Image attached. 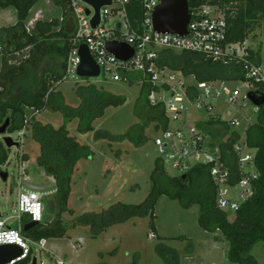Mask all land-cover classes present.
Wrapping results in <instances>:
<instances>
[{
	"label": "trees",
	"instance_id": "obj_1",
	"mask_svg": "<svg viewBox=\"0 0 264 264\" xmlns=\"http://www.w3.org/2000/svg\"><path fill=\"white\" fill-rule=\"evenodd\" d=\"M39 1L0 0V9L12 8L16 11L15 24L0 29V46L4 47L0 69V124L8 119L6 133L21 132L24 128V110L27 108L37 113L46 109L60 112L64 119L63 125L58 128L38 121H33L30 126L32 139L39 146L36 164L55 182L52 202L55 217L51 225L41 228V224H38L26 232L21 229L25 238L34 241L61 239L65 236L66 228L61 222V214L67 210L72 175L79 161L93 155L89 147L80 145L75 138L69 136L67 124L77 119L81 134L93 132V123L104 116L106 109L118 108L125 103L123 97L87 85L75 88V94L80 100L78 107L65 104L62 94L55 87L64 81L65 62L72 46L74 23L69 9L62 2L54 0L55 5L63 10L61 19L38 21L32 31H27L29 12ZM221 1L222 4L234 3L226 15L227 44H244L250 35L252 23L264 25V0ZM203 2L189 0L193 8ZM126 12L131 24L141 19L138 1L129 3ZM263 43L264 31L257 52L250 50V60L256 64L264 65ZM26 52V58L19 59V55H25ZM158 60L161 66L184 77L193 76L197 82L245 80L243 66L236 60L224 64L212 62L200 54L169 50L160 52ZM137 78L138 75L129 76V85H133ZM148 91L147 85L142 86L134 105L133 112L138 123L122 136L105 134L109 141H127L135 147H141L147 142L145 130L151 124L155 131L166 128L164 111L159 105L149 104ZM7 110H11V114H7ZM197 126L214 141H220L225 160L234 171L232 145L237 133L214 118ZM224 135L228 136L221 141ZM245 136L247 146L256 150L253 167L258 178L253 181L254 195L240 206L232 220L215 206L216 188L210 178L208 166H195L184 175L170 177L157 158L149 176L151 188L143 202L136 205L118 203L108 210L86 214L76 218L71 227H90L95 237L110 226L124 223L132 217L150 216L151 230L154 233L153 210L157 200L166 196L177 201L183 208L198 206L199 227L209 234L217 231L221 233L228 243L227 260L230 263L257 264L251 251L257 243L264 242V106L260 107L254 124L247 128ZM8 161L9 151L0 140V168L8 165ZM27 222L26 220L23 224ZM157 247L167 264H178V252L165 246Z\"/></svg>",
	"mask_w": 264,
	"mask_h": 264
},
{
	"label": "rangeland",
	"instance_id": "obj_2",
	"mask_svg": "<svg viewBox=\"0 0 264 264\" xmlns=\"http://www.w3.org/2000/svg\"><path fill=\"white\" fill-rule=\"evenodd\" d=\"M54 2V0H40L30 10L26 21L27 31L33 30L35 24L30 25V22L38 16L41 19L37 22L61 19L63 10ZM15 22L14 9H0V29L12 26ZM105 27L110 28L109 25ZM250 28L251 32L245 47L252 46L256 51L262 39L264 25L252 23ZM3 49L4 47L0 46V69ZM27 55V52L25 55L20 54L19 59L23 60ZM187 81L192 82V79L187 78ZM224 83L225 94H229L234 87L242 88L241 96L247 93L245 80H228ZM87 85L123 97L125 103L118 108L106 109L104 116L93 123V132L81 134L78 131L77 119L67 124L69 136L75 138L80 145L89 147L93 155L79 161L72 175L67 210L61 214V222L66 228L65 236L61 239H46L47 248L52 253L37 252L38 262L54 264L52 256L54 254L68 264H167L157 251V246H165L178 252V264H232L227 260L228 243L221 233L217 231L209 234L199 227L198 206L183 208L177 201L170 200L166 196H161L157 200L153 210L154 233L151 230L150 216L132 217L124 223L110 226L95 237L90 227H71L76 218L86 214L108 210L118 203L136 205L143 202L151 188L149 176L154 162L160 156L153 144V140L160 135V132L153 129V124L145 130L147 142L141 147H135L127 141L111 142L105 137V134L122 136L131 126L138 123L133 112L140 93L138 84L115 83L101 75L90 79L68 78L57 85L55 90L62 94L66 105L76 108L80 100L75 94V88ZM217 108L225 119L228 111H232L235 115L227 105L219 104ZM243 111L245 118L240 120V127L236 128L241 132L248 126L246 119L255 120V115L249 106ZM7 114H11V110H7ZM197 116L206 118V114L203 113H198ZM3 121L5 122V119ZM33 121L58 128L63 125L64 119L60 112L47 109L39 113L29 108L24 110L21 149L19 153L15 149L8 150L9 164L2 167L4 172L12 174V178L10 177L6 182L0 180V215L6 220L7 227L17 228L19 223L16 219L18 192L16 185L20 183L24 191L30 190L27 183L45 187L44 190L37 191L43 203L41 228L49 227L55 217V209L52 206L55 182L50 177L47 179L44 170L34 161L39 155V146L31 136L30 126ZM16 139L19 137H15L14 141ZM17 154L20 160L25 155L32 159L26 166L27 173L21 172L17 164ZM164 170L170 177L178 176L170 167H165ZM38 171L41 174H38ZM24 176L27 178L25 183ZM228 218L232 220L233 214L229 213ZM251 255L256 259L257 264H264V242L257 243L252 248Z\"/></svg>",
	"mask_w": 264,
	"mask_h": 264
},
{
	"label": "built area",
	"instance_id": "obj_3",
	"mask_svg": "<svg viewBox=\"0 0 264 264\" xmlns=\"http://www.w3.org/2000/svg\"><path fill=\"white\" fill-rule=\"evenodd\" d=\"M56 1L62 2L69 9L75 27L71 50L66 57L64 80L79 79L78 49L81 45L87 47L99 67V76L103 75L115 83L129 84V76L138 75L134 84H138L140 88L148 86L149 104L161 106L167 120L166 128H159L160 135L153 140L160 154L158 159L164 168L170 167L181 176L195 166H208L210 178L216 188L217 210L225 214L236 213L254 195L253 181L258 178L253 167L256 150L247 146L245 136L247 128L255 120L246 119L248 126L243 132L236 128L240 127V120L245 118L243 109L246 106L250 107L255 117L259 112L260 107L249 102L248 94L264 97V65L250 60V50L253 48L245 47L246 42L242 45L226 42V15L234 3L203 0V3L191 7L187 34L180 36L154 31L152 15L161 0H135L141 8V19L134 24L129 22L126 12L131 1L111 0V5L100 10V23L95 29L90 24L94 12L89 5L81 0ZM108 25L110 28L105 27ZM108 42L126 44L132 49L133 56L127 61L117 59L106 50ZM242 46L245 48L240 50ZM165 50L196 53L212 62L224 64L236 60L243 66L247 93L241 96L242 88L234 87L229 94H225V81L197 82L194 79V83L188 82L186 77L159 64V53ZM217 104L229 106L235 115L228 111L227 118H223L217 110ZM198 113L206 114V118L198 117ZM212 118L227 124L231 131L237 133L232 145L234 171L225 160L220 141H214L197 126ZM22 133L7 135L13 140L19 137L15 141L22 144ZM227 136L224 135L221 141ZM19 189L16 202L18 222L25 217L29 223L43 224L40 193L34 190L24 191L22 187ZM21 229L22 227H7V222L0 217V246L14 245L21 250V255L7 264H44L42 261L38 262L36 253L50 252L47 241L25 238ZM52 256L54 264H68L54 254Z\"/></svg>",
	"mask_w": 264,
	"mask_h": 264
},
{
	"label": "water",
	"instance_id": "obj_4",
	"mask_svg": "<svg viewBox=\"0 0 264 264\" xmlns=\"http://www.w3.org/2000/svg\"><path fill=\"white\" fill-rule=\"evenodd\" d=\"M81 1L92 8L94 14L91 18L90 24L91 27L95 29L100 23V10L104 6L111 5V0ZM130 1L133 2L135 0ZM191 13L192 10L189 0H161L160 5L155 9L152 15V27L154 31L160 34L167 33L185 36L187 34ZM87 15H89V11H87ZM106 50L122 61H127L133 56L132 49L126 44L108 42L106 44ZM78 56L80 57V65L77 69V76L82 79L97 78L99 76V67L94 62L85 45L79 47ZM248 100L256 107L264 106L263 96L258 97L254 93H249ZM8 125L9 120L6 119L3 125L0 126L1 142L7 150L15 149L17 153H19L21 144L14 141L9 135H6ZM10 177L12 178V174H8L0 168V180L2 182H6ZM36 225L37 223L30 222L24 226L23 230L26 232L28 229L35 227ZM20 255L21 250L14 245L0 246V264H7Z\"/></svg>",
	"mask_w": 264,
	"mask_h": 264
},
{
	"label": "crops",
	"instance_id": "obj_5",
	"mask_svg": "<svg viewBox=\"0 0 264 264\" xmlns=\"http://www.w3.org/2000/svg\"><path fill=\"white\" fill-rule=\"evenodd\" d=\"M228 1V0H227ZM29 17V16H28ZM37 17V16H36ZM61 18V17H60ZM38 19H41L39 16H38V18L36 19H34L32 22H30V25H33V24H35L36 22H37V20ZM28 20V19H27ZM36 21V22H35ZM40 21V20H39ZM35 22V23H34ZM248 41V40H247ZM247 41H245L246 43H247ZM253 50H255V49H253ZM187 78H191L192 79V82L191 81H188V82H190V83H194L195 82V80H194V77L193 76H189V77H186V79ZM60 84V83H59ZM58 84V85H59ZM141 89V88H140ZM218 105L219 104H217V107H218ZM217 110H218V108H217ZM256 118V117H255ZM21 149V148H20ZM26 159H18V157H17V164L19 165V168H20V170H21V172H26L27 173V171H26V166H27V164H29V162L30 161H32V159L29 157V156H27V155H25L24 156ZM38 157V156H37ZM37 157L35 158V163H36V159H37ZM37 165V164H36ZM38 174H41L40 173V171H38ZM46 175V174H45ZM23 176V175H22ZM47 176V175H46ZM26 176H24V178H23V182L25 183L26 181H27V178H25ZM49 176H47V179H52L53 180V178L52 177H50V178H48ZM20 181V180H19ZM1 182V181H0ZM21 184V186L20 187H22V183H20ZM18 185H16V187H17ZM54 186H55V183H54ZM19 186L17 187V189H18V192L20 191V188ZM27 187L30 189V190H34V191H41V190H44L45 189V187H43V186H36V185H34V184H30V183H27ZM55 190V189H54ZM18 192H17V194H18ZM54 194H55V191H54ZM53 194V195H54ZM0 217H1V215H0ZM23 218H25V217H22V219L20 220V222L18 223V226H17V228L18 227H22V228H24V226L26 225V224H28L29 222H27V223H25V224H23L24 222H23V220H27L26 218L25 219H23ZM1 219H2V217H1ZM3 220H5V219H3ZM6 221V220H5ZM28 221V220H27Z\"/></svg>",
	"mask_w": 264,
	"mask_h": 264
}]
</instances>
